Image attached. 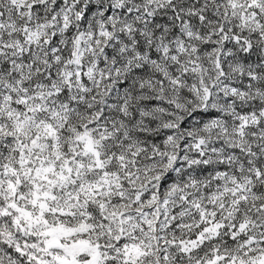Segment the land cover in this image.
Masks as SVG:
<instances>
[{
	"label": "snow or ice",
	"instance_id": "snow-or-ice-1",
	"mask_svg": "<svg viewBox=\"0 0 264 264\" xmlns=\"http://www.w3.org/2000/svg\"><path fill=\"white\" fill-rule=\"evenodd\" d=\"M0 264H264V0H0Z\"/></svg>",
	"mask_w": 264,
	"mask_h": 264
}]
</instances>
